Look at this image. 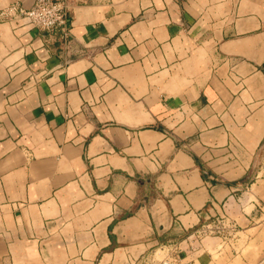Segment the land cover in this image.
<instances>
[{
    "label": "crops",
    "instance_id": "0c3cea01",
    "mask_svg": "<svg viewBox=\"0 0 264 264\" xmlns=\"http://www.w3.org/2000/svg\"><path fill=\"white\" fill-rule=\"evenodd\" d=\"M260 155L264 0H72L65 41L0 21V264H264ZM223 214L242 246L189 241Z\"/></svg>",
    "mask_w": 264,
    "mask_h": 264
},
{
    "label": "built area",
    "instance_id": "2783aa9c",
    "mask_svg": "<svg viewBox=\"0 0 264 264\" xmlns=\"http://www.w3.org/2000/svg\"><path fill=\"white\" fill-rule=\"evenodd\" d=\"M72 0H35L31 8L17 4L0 10V21L22 19L33 28L56 34L62 41L68 37Z\"/></svg>",
    "mask_w": 264,
    "mask_h": 264
},
{
    "label": "rangeland",
    "instance_id": "374dc122",
    "mask_svg": "<svg viewBox=\"0 0 264 264\" xmlns=\"http://www.w3.org/2000/svg\"><path fill=\"white\" fill-rule=\"evenodd\" d=\"M262 155H260L259 159L256 161V165L258 167L263 166L264 160H262ZM259 169V168H257ZM260 170V169H259ZM247 201L244 197H241V200L238 201V204L243 205L244 202ZM217 218V219H216ZM216 219V220H215ZM215 220V222H213ZM211 224V225H210ZM233 222L229 221L228 215L223 214L222 217H213L211 220H208L198 226L195 230V234L193 235V238H191L189 241L196 242L198 240L210 238V236H222L224 238L233 239L234 238V230L232 229ZM194 230V231H195ZM201 238V239H200ZM238 244L235 242L233 243V246H242L244 242L248 239L247 236L244 233H240L239 236L234 238V241L236 239H239ZM188 242V243H190ZM181 249L171 247L169 245H166L164 247L156 248L153 253L148 256L147 259L142 262V264H176L178 263L179 259V252Z\"/></svg>",
    "mask_w": 264,
    "mask_h": 264
}]
</instances>
